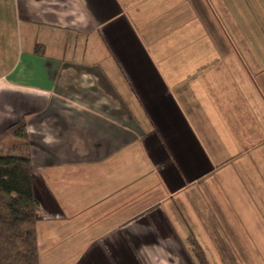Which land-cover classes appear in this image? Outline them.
I'll return each mask as SVG.
<instances>
[{
  "label": "crops",
  "instance_id": "obj_1",
  "mask_svg": "<svg viewBox=\"0 0 264 264\" xmlns=\"http://www.w3.org/2000/svg\"><path fill=\"white\" fill-rule=\"evenodd\" d=\"M21 119L40 264L264 262V0H0Z\"/></svg>",
  "mask_w": 264,
  "mask_h": 264
},
{
  "label": "trees",
  "instance_id": "obj_2",
  "mask_svg": "<svg viewBox=\"0 0 264 264\" xmlns=\"http://www.w3.org/2000/svg\"><path fill=\"white\" fill-rule=\"evenodd\" d=\"M16 150L19 153H13ZM40 205L26 120L21 119L0 132V264H40ZM187 242L198 263L209 264L198 242L193 237Z\"/></svg>",
  "mask_w": 264,
  "mask_h": 264
},
{
  "label": "rangeland",
  "instance_id": "obj_3",
  "mask_svg": "<svg viewBox=\"0 0 264 264\" xmlns=\"http://www.w3.org/2000/svg\"><path fill=\"white\" fill-rule=\"evenodd\" d=\"M18 149V148H17ZM19 150V149H18ZM16 150L15 152L13 153H19V151ZM7 151V150H5ZM6 154V153H4ZM75 233V232H74ZM46 234L45 232H40V238H41V241L43 240V242H41V250H42V257L44 256V259L47 257L48 258V254H49V250L45 249L44 248V244H46ZM51 238L53 237V241L55 242V244L57 245V247H54V249L52 250L53 252L56 250V252H62V249H65V247H63V243H62V240L66 239L65 237H62L63 236V233L62 232H53V234H51ZM75 236V235H74ZM51 238H50V241H51ZM77 238V237H76ZM71 240H76L74 239V237H71V238H68L67 241H71ZM59 241V242H58ZM45 242V243H44ZM48 243V241H47ZM48 245L49 249H50V246L51 244H46ZM67 247H70L71 244L70 242L66 243L65 244ZM74 248V247H73ZM75 251V249L73 250ZM259 264H264V262H260Z\"/></svg>",
  "mask_w": 264,
  "mask_h": 264
}]
</instances>
